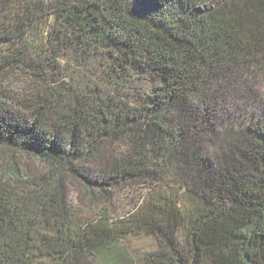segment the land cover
<instances>
[{
    "label": "trees",
    "instance_id": "obj_1",
    "mask_svg": "<svg viewBox=\"0 0 264 264\" xmlns=\"http://www.w3.org/2000/svg\"><path fill=\"white\" fill-rule=\"evenodd\" d=\"M0 264H264V0H0Z\"/></svg>",
    "mask_w": 264,
    "mask_h": 264
},
{
    "label": "rangeland",
    "instance_id": "obj_2",
    "mask_svg": "<svg viewBox=\"0 0 264 264\" xmlns=\"http://www.w3.org/2000/svg\"><path fill=\"white\" fill-rule=\"evenodd\" d=\"M18 84V83H17ZM10 86L8 83H5L3 88H16V85ZM20 87L21 85L18 84ZM17 91V89H14ZM11 91H9L10 93ZM11 94V93H10ZM13 94V93H12ZM33 163L37 165L39 163L36 160H33ZM139 193V194H138ZM69 202L70 204H75L74 206L77 207L79 204V201L83 199V193L76 189H70L69 191ZM146 194L145 188L139 187L137 190H127L126 192H123L120 194V192H116V205L114 210L116 212L109 213L110 216L113 219L121 218L123 216L128 215L131 212H134L141 203H143L144 195ZM85 205L83 206V213L87 216H90V214L95 215L99 212L98 217L100 216V213L104 212L102 205H100L99 202H84ZM123 247H126L129 251H132L133 253H137L138 255H141L142 257L145 256L146 259H149V255L152 253H156L160 251V248L158 246V242L149 236H141V237H131L124 241Z\"/></svg>",
    "mask_w": 264,
    "mask_h": 264
}]
</instances>
